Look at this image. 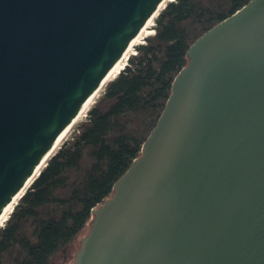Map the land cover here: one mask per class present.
<instances>
[{"label": "water", "instance_id": "water-1", "mask_svg": "<svg viewBox=\"0 0 264 264\" xmlns=\"http://www.w3.org/2000/svg\"><path fill=\"white\" fill-rule=\"evenodd\" d=\"M163 2L0 0V213ZM187 56L73 264H264V0Z\"/></svg>", "mask_w": 264, "mask_h": 264}, {"label": "trees", "instance_id": "trees-1", "mask_svg": "<svg viewBox=\"0 0 264 264\" xmlns=\"http://www.w3.org/2000/svg\"><path fill=\"white\" fill-rule=\"evenodd\" d=\"M249 1L166 3L154 32L106 82L76 133L48 158L0 226V264H53L90 220L91 226L93 209L113 197L114 183L140 157L174 78L189 63V47Z\"/></svg>", "mask_w": 264, "mask_h": 264}, {"label": "bare ground", "instance_id": "bare-ground-1", "mask_svg": "<svg viewBox=\"0 0 264 264\" xmlns=\"http://www.w3.org/2000/svg\"><path fill=\"white\" fill-rule=\"evenodd\" d=\"M170 0H164V2L158 7V9L151 15V17L148 19V21L145 23V25L142 27L140 32L137 34V36L132 40L126 51L122 54V56L119 58L117 63L113 66V68L110 70L108 76L106 79L97 87V89L92 93V95L87 99V101L83 104L79 112L76 114L72 122L65 128L55 143L52 145L49 153L42 159V161L39 163L37 168L35 169L34 173L31 175V177L25 182L23 188L17 193V195L11 200V202L4 208V210L0 213V226L4 223V221L7 219L10 212L13 210L14 205L17 203L18 199L21 197V195L26 191V189L32 184L34 179L38 176L39 171L44 167V165L47 163L48 158L58 149L59 145L61 144L62 140L65 138L69 130L75 125V123L81 119L84 115H86L88 109L91 107V105L95 102V99L99 97L101 92L103 91V88L106 84V82L114 77L116 74H118L121 69L124 67L125 62L129 55L134 52L135 47L137 44L141 43L145 36L152 33V26L154 25V20L165 6L166 2Z\"/></svg>", "mask_w": 264, "mask_h": 264}, {"label": "rangeland", "instance_id": "rangeland-1", "mask_svg": "<svg viewBox=\"0 0 264 264\" xmlns=\"http://www.w3.org/2000/svg\"><path fill=\"white\" fill-rule=\"evenodd\" d=\"M167 3V2H166ZM166 5V4H165ZM165 7V6H164ZM163 7V8H164ZM162 10V9H161ZM155 22V20H154ZM154 26V25H153ZM152 26V33L154 32L153 30V27ZM150 33V34H152ZM148 34V35H150ZM147 35V36H148ZM146 38V36H145ZM145 38L143 39V41L141 43H144V40ZM139 43V44H141ZM138 45V44H137ZM135 53V50L134 52H132L131 54ZM128 59V58H127ZM126 64V62H125ZM125 66V65H124ZM105 87V86H104ZM103 91H104V88H103ZM103 91L101 92V94L103 93ZM101 94L99 95V97L101 96ZM98 97V98H99ZM97 98V99H98ZM95 99V101L97 100ZM95 103V102H94ZM93 103V104H94ZM93 104L91 105V107L93 106ZM90 107V108H91ZM90 108L88 109L86 115H84L81 119H79L75 125L69 130L70 132L67 133V135L65 136V138L62 140L61 144L66 141V140H69L72 138V136L76 133L77 131V128H78V125L79 123L82 121V120H85L87 115H88V112L90 110ZM61 144L59 145V147L61 146ZM58 147V148H59ZM91 221V220H90ZM90 221L88 222V224L86 225V227L80 232V234L76 237V239L73 241V243L67 248L65 249L64 251H62L59 256L53 261V264H72L74 258H75V255L76 253L79 251V249L81 248L82 246V238H84L86 236V234L88 233L89 229H90ZM82 237V238H81Z\"/></svg>", "mask_w": 264, "mask_h": 264}, {"label": "built area", "instance_id": "built-area-1", "mask_svg": "<svg viewBox=\"0 0 264 264\" xmlns=\"http://www.w3.org/2000/svg\"><path fill=\"white\" fill-rule=\"evenodd\" d=\"M144 42H145V40H144ZM136 52V51H135Z\"/></svg>", "mask_w": 264, "mask_h": 264}]
</instances>
